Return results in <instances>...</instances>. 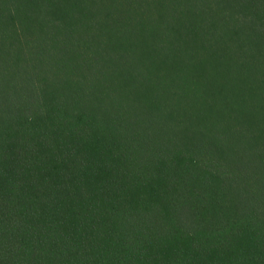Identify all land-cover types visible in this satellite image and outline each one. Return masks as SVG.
Masks as SVG:
<instances>
[{
	"label": "trees",
	"instance_id": "16d2710c",
	"mask_svg": "<svg viewBox=\"0 0 264 264\" xmlns=\"http://www.w3.org/2000/svg\"><path fill=\"white\" fill-rule=\"evenodd\" d=\"M0 264H264V0H0Z\"/></svg>",
	"mask_w": 264,
	"mask_h": 264
}]
</instances>
